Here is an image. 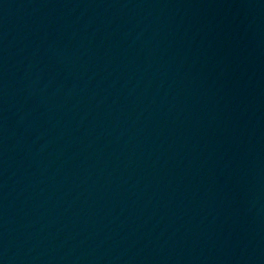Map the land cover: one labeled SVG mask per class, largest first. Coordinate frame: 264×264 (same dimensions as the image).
I'll use <instances>...</instances> for the list:
<instances>
[{
    "label": "water",
    "instance_id": "obj_1",
    "mask_svg": "<svg viewBox=\"0 0 264 264\" xmlns=\"http://www.w3.org/2000/svg\"><path fill=\"white\" fill-rule=\"evenodd\" d=\"M0 264H264V0H0Z\"/></svg>",
    "mask_w": 264,
    "mask_h": 264
}]
</instances>
